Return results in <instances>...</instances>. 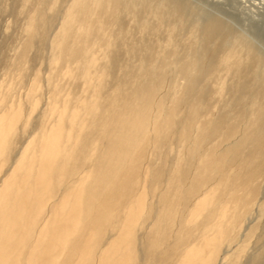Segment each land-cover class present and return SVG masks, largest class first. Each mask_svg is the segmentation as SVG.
Listing matches in <instances>:
<instances>
[{"label":"rangeland","instance_id":"374dc122","mask_svg":"<svg viewBox=\"0 0 264 264\" xmlns=\"http://www.w3.org/2000/svg\"><path fill=\"white\" fill-rule=\"evenodd\" d=\"M176 1L182 14L157 0H0V189L40 134L64 143L15 264H37L70 189L80 214L54 264H264V0ZM137 197L131 242L112 248Z\"/></svg>","mask_w":264,"mask_h":264},{"label":"bare ground","instance_id":"6f19581e","mask_svg":"<svg viewBox=\"0 0 264 264\" xmlns=\"http://www.w3.org/2000/svg\"><path fill=\"white\" fill-rule=\"evenodd\" d=\"M79 1H82V0H79ZM97 1L98 3L116 4L121 0H97ZM157 1L161 2L164 5H169V2H170V6H173L172 11L177 14L178 13L182 14L183 10L185 11L186 7H188V6L185 7V5L179 3L176 0H172V1L157 0ZM171 3L173 5H171ZM205 26H207V31L208 30L211 32L213 31L215 33L222 32L221 25L216 21H210ZM236 42L238 41L235 40V43ZM235 43H234V46H235ZM237 44H240V43H237ZM6 116L7 114L0 116V153H1L2 145L5 142L4 141L5 137L10 127V126L8 127L6 124L3 123L4 119L7 118ZM13 118H14V115H13ZM9 119H12V117L11 118L9 117ZM14 121L15 119L13 120V122ZM52 129L50 132H47V133L45 132V134L39 135L37 143L35 144V148H36L35 152H32L31 155L26 157L28 162L23 163L22 165L18 164L16 168H14V169H20L23 171V175L21 176L20 180L17 182H14V179L13 181H11L10 178L8 177L2 183V187L0 189V264H15V259L12 257L11 252L13 251L12 250L13 247L16 246L17 243L21 242L23 234L26 235L28 234L27 232H29L28 226L30 225L29 224L30 220L28 218V212H29L28 210L31 208L33 204L38 205L40 207L42 203H44V197L48 194L50 184H51V179H52L51 173H53V171H55V169L57 168V167L54 168V163L59 157L64 155L62 152L63 151L62 145L64 143L63 144L61 143V140H62V135L60 134L61 132H58ZM69 137L70 136L65 137L66 142H68ZM62 169L64 168L62 167V164H61V166H59L58 168L59 175L61 174ZM20 170H17V171L20 172ZM76 192H74L73 194L72 190L70 189V191H67L64 198H62L61 201L59 200L60 201L59 203L55 204L56 206L54 208L52 218L51 220L49 219L50 221L48 220V223L46 224V226L48 225L49 227H47L43 231L44 227L42 226L43 233L37 239V242H38V240H41L42 238L45 237L46 238V242L44 243L45 247L40 252V254L37 253L34 256H31V258H29V260H33L32 263L34 262L37 264H54L56 262V259L60 255V252L62 249L61 247L66 245L68 237L71 235L72 230L75 228V226L74 228H72V226L78 223L76 221L77 223L74 224L75 219L73 222V218H74L73 215H75V213L81 209L80 207V209L78 210V207H79L78 205H80L78 203V199L80 198V196H78ZM79 192L80 191H78V193ZM72 194H73V197H72ZM35 205H33V207H35ZM143 205L144 203H143L142 197H137L134 200V202L127 203V206H125L126 212H125V217L123 219L124 221L122 220L123 225H120L122 227L120 231L118 230L119 233L117 232L118 236L116 240L114 241V243H112L111 245L112 248H117L118 246L120 247L121 245L122 246L124 245L125 247H127L126 245H128L131 242L130 235L133 231V227H134V223L137 218V215L141 213ZM7 206L8 208L6 210ZM34 210H38V208ZM40 211H37V212H40ZM30 213L32 215V212ZM78 214L80 213L78 212ZM40 231L41 230H39V232ZM23 240H24V236H23ZM33 244L35 245V243ZM36 247H38V243ZM107 251H105V253ZM124 254L125 253H123V255ZM129 256L130 255L121 257L122 259L118 264H127L126 262H128L127 259ZM190 257L191 259H193V256H190ZM190 263H191V260H188L185 262V264H190Z\"/></svg>","mask_w":264,"mask_h":264}]
</instances>
